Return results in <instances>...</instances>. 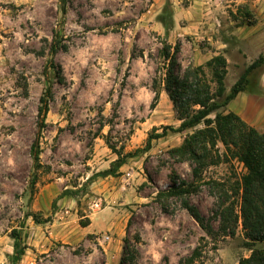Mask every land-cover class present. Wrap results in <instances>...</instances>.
Instances as JSON below:
<instances>
[{"label":"rangeland","instance_id":"1","mask_svg":"<svg viewBox=\"0 0 264 264\" xmlns=\"http://www.w3.org/2000/svg\"><path fill=\"white\" fill-rule=\"evenodd\" d=\"M233 1L229 10L236 26L261 37L259 50L253 46L248 51L250 61L263 57L260 68L248 75L256 85L253 74L264 71V0ZM157 4L155 0H67L62 11L60 0H0V264H186L198 246L201 254L195 264H237L249 255L240 224L234 237L214 240L178 199L158 197L171 187L173 174L177 181L192 182L190 163L172 159L168 151L204 125L181 133L167 130L144 151L153 129L159 134L163 126L180 124L163 90L151 107L153 82L165 71L161 51L168 44L156 28L171 27L173 21L170 3L160 8ZM56 38L60 48L54 57L56 68L51 69L49 48ZM185 59L178 52L182 68L189 66ZM237 61L244 65L230 67L225 86L247 68L246 60ZM49 83L52 99L45 127L38 133L37 108ZM262 94L253 106L237 105L240 117L260 132L264 131ZM36 137L37 163L30 150ZM217 147L224 152L220 143ZM118 159L127 163L133 190H117L121 201L109 202L90 190V184ZM243 173L236 159L220 158L203 170L202 181H196L198 191L190 195L191 204L205 220L210 219L216 198L205 183L234 181ZM50 183L65 188L61 196L77 201L76 216L66 220L64 241L45 242L50 229L44 228L52 224L58 206L52 204L45 215L33 210L38 189ZM122 198L124 205H117ZM96 202L99 209L91 207ZM103 210L118 218L115 229L102 228L101 233L81 237L80 220ZM45 222L50 223L40 226ZM35 227L37 237L32 234ZM13 230L20 233L25 248L17 262ZM107 235L111 241L101 245L98 239Z\"/></svg>","mask_w":264,"mask_h":264},{"label":"trees","instance_id":"2","mask_svg":"<svg viewBox=\"0 0 264 264\" xmlns=\"http://www.w3.org/2000/svg\"><path fill=\"white\" fill-rule=\"evenodd\" d=\"M62 11L67 0H60ZM60 48L56 38L51 43L49 51L51 69H55L54 57ZM179 44L174 46L164 44L161 55L164 63V73L159 80L153 82V104L159 99L160 90H163L173 105L176 119L180 122L177 128L162 127V132L154 134L153 129L149 135L144 151L150 148L152 139L164 137L167 130L181 133L191 130L199 124L204 128L193 131L186 136L179 147L168 151L169 156L178 162L190 163L192 182L178 179L174 174L170 179L171 187L158 193L160 199L176 198L180 201L182 209L197 222L199 227L211 238L234 237L238 224L241 225L245 246L250 251L247 257L238 259L237 264H264V247L256 244L264 243V131H257L248 125L237 114L224 112V108L238 93L243 92L249 85L248 75L258 69L263 63L259 56L253 61L231 86L226 93L224 79L227 74V62L223 56H215L204 66H187L182 68L177 60ZM59 72H56L58 75ZM59 79V76H56ZM52 99V86L48 84L39 99L37 108L38 133L45 127V117ZM214 114L210 119L209 115ZM223 146L224 152L220 153L217 144ZM36 137L31 145L33 161H39V145ZM220 158L228 161L236 159L244 168V173L239 179L209 180L205 183L216 198L215 210L212 217L205 220L199 211L191 204L190 195L198 191L196 181H202V172L210 165L219 163ZM124 160H116L112 168L97 173L98 177L115 175ZM63 195V194H62ZM164 209V205H162ZM32 217L34 215L32 214ZM80 217H85L80 215ZM80 220V226L86 227L88 218ZM213 223H216L214 228ZM13 243V260L19 261L25 248L20 243V233L11 232ZM201 254V248L196 247L186 264H195Z\"/></svg>","mask_w":264,"mask_h":264},{"label":"crops","instance_id":"3","mask_svg":"<svg viewBox=\"0 0 264 264\" xmlns=\"http://www.w3.org/2000/svg\"><path fill=\"white\" fill-rule=\"evenodd\" d=\"M159 8L167 2L170 3L172 13V26L165 28L162 25H157V30L161 33L168 44L175 45L179 43V54L186 55L188 59L184 61L191 66H204L209 60L215 56H223L227 62V74L230 73V67L239 69L244 65L243 62L237 60H246L247 67L255 60L250 61L248 51L251 53L252 49L259 50L261 44V37L254 36L252 30L236 26V22L231 19L230 8L233 6V0H155ZM185 4H184V3ZM183 3V5H182ZM155 6V4H154ZM169 6V5H168ZM232 13V10H231ZM225 19L229 21H225ZM263 40V39H262ZM254 46V47H253ZM245 47L249 48L248 50ZM253 47V48H252ZM246 55V56H245ZM248 62V63H247ZM260 68V67H259ZM256 85L252 83L249 78V85L243 92L230 101L224 108V112H233L239 117L241 115L237 105L239 102L253 106L256 103V98H260L264 93V71L261 75L253 74ZM238 79H234L233 83L226 85V91ZM225 81V80H224ZM256 93H255V92ZM260 108L262 104L256 105ZM244 120L242 117H240ZM245 121V120H244ZM179 122V121H178ZM179 125V124H178ZM127 163H124L118 168L115 175H107L105 177H97L91 184L90 190L99 193L105 200L121 201L122 195L119 194L121 190H133L130 183L131 173L127 172ZM128 177V178H127ZM65 188L58 187L54 183H50L38 189L33 201V210L45 215L52 204L58 206L57 211L54 212L53 222L50 226L44 229H50L49 236L45 242L52 240L64 241L66 237V228L69 225L66 220L71 216H76L77 201L70 196H61ZM119 190V191H117ZM117 205H124V199ZM106 210H103L94 215H88L89 223L86 227H80L81 237L88 235H96L101 233L99 230L105 228V231L115 229L118 225V218L115 214L108 217ZM79 220V219H78ZM50 222L40 224L44 226ZM35 232L32 233L34 237L38 236L39 228L35 227ZM108 236V235H107ZM103 236H101L102 238ZM109 237V236H108ZM98 239L102 245L105 243L102 239ZM69 236L68 241L71 240ZM110 242L111 238L109 237ZM67 240V239H66ZM256 247H264V243L256 244Z\"/></svg>","mask_w":264,"mask_h":264},{"label":"built area","instance_id":"4","mask_svg":"<svg viewBox=\"0 0 264 264\" xmlns=\"http://www.w3.org/2000/svg\"><path fill=\"white\" fill-rule=\"evenodd\" d=\"M100 205H101L100 202H96V203H94L91 207H92V208L99 209V208H100ZM101 239H102V241H104V242L110 240L108 236H103Z\"/></svg>","mask_w":264,"mask_h":264}]
</instances>
